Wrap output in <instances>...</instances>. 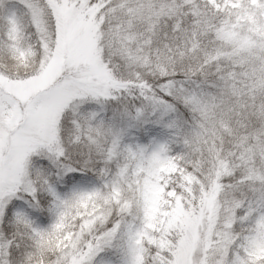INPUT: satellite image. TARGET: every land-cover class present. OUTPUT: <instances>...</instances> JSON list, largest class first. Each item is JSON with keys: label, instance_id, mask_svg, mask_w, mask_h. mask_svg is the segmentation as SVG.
Here are the masks:
<instances>
[{"label": "snow or ice", "instance_id": "1", "mask_svg": "<svg viewBox=\"0 0 264 264\" xmlns=\"http://www.w3.org/2000/svg\"><path fill=\"white\" fill-rule=\"evenodd\" d=\"M252 90L264 0H0V264H264Z\"/></svg>", "mask_w": 264, "mask_h": 264}, {"label": "clouds", "instance_id": "2", "mask_svg": "<svg viewBox=\"0 0 264 264\" xmlns=\"http://www.w3.org/2000/svg\"><path fill=\"white\" fill-rule=\"evenodd\" d=\"M211 39V37H205V40ZM167 47V45H164ZM189 55H192L191 53ZM188 62V58L181 55L180 58L176 61L177 67L180 70H183V64ZM215 71H210L209 76H215ZM226 107L223 108L217 119H216V131L215 137L219 141L220 147L225 152H230L235 141V133L237 129L236 121L239 120L241 116V111L247 106V114L245 119L255 118L253 123L257 124L260 129H264V117L258 115L262 109H264V92H256L255 90L249 91L247 94V99L244 96L236 95L234 99L226 98L221 102ZM233 108H237L235 112V117H233ZM216 155H219L217 152ZM216 156L209 155L205 158L204 163L210 164ZM197 163H200L199 157H196ZM191 163V161H189ZM249 167H252L258 173H264V154L257 152L255 157L249 161ZM217 170L222 172L221 180L224 181V186L227 188L229 185H232L233 178L228 175L223 174L222 166L217 165ZM233 169H230L232 171ZM242 191L247 192V188H244ZM236 194H239V190L236 191ZM227 198H232V191L230 190Z\"/></svg>", "mask_w": 264, "mask_h": 264}, {"label": "rangeland", "instance_id": "3", "mask_svg": "<svg viewBox=\"0 0 264 264\" xmlns=\"http://www.w3.org/2000/svg\"><path fill=\"white\" fill-rule=\"evenodd\" d=\"M141 129H144V131H143L144 132V134H143L144 135V141L143 142H142V140H139V138H140L139 134L142 131ZM141 129L133 132V136L137 137L139 142H141V143H148L151 139L155 138L157 136V134H159L161 131L159 129V127L152 125V124H147ZM74 175L79 176L80 174L75 173Z\"/></svg>", "mask_w": 264, "mask_h": 264}, {"label": "trees", "instance_id": "4", "mask_svg": "<svg viewBox=\"0 0 264 264\" xmlns=\"http://www.w3.org/2000/svg\"><path fill=\"white\" fill-rule=\"evenodd\" d=\"M214 71V70H213ZM113 106H115V105H113ZM108 115H111V112L109 111V113H108ZM142 131H141V133L139 134L140 135V138H139V140H142V142L144 141V129H141ZM217 143H219V141H217Z\"/></svg>", "mask_w": 264, "mask_h": 264}]
</instances>
